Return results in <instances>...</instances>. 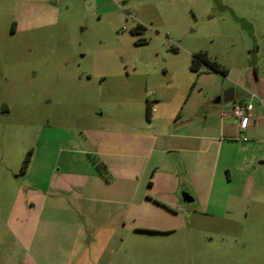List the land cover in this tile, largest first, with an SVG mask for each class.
Here are the masks:
<instances>
[{
	"label": "rangeland",
	"instance_id": "rangeland-1",
	"mask_svg": "<svg viewBox=\"0 0 264 264\" xmlns=\"http://www.w3.org/2000/svg\"><path fill=\"white\" fill-rule=\"evenodd\" d=\"M140 23L145 28L134 34ZM201 50L229 73L193 71ZM259 80L264 0H0L1 217L25 186V156L44 141L67 143L69 130L92 116L100 125L146 116L153 84L180 97L195 84L192 100L213 102L235 87L233 101L214 104L230 111L241 98L259 104L245 94L259 96ZM197 218L193 227L119 242V264L264 262V249L260 255L246 243L264 242V228L255 234L244 216L237 226Z\"/></svg>",
	"mask_w": 264,
	"mask_h": 264
},
{
	"label": "crops",
	"instance_id": "crops-1",
	"mask_svg": "<svg viewBox=\"0 0 264 264\" xmlns=\"http://www.w3.org/2000/svg\"><path fill=\"white\" fill-rule=\"evenodd\" d=\"M195 87L180 97L153 84L150 116H92L67 143L44 141L6 220L0 210V264H119V242L193 227L198 214L261 231L264 82L245 127L208 95L192 100ZM246 243L262 254V239Z\"/></svg>",
	"mask_w": 264,
	"mask_h": 264
},
{
	"label": "trees",
	"instance_id": "trees-1",
	"mask_svg": "<svg viewBox=\"0 0 264 264\" xmlns=\"http://www.w3.org/2000/svg\"><path fill=\"white\" fill-rule=\"evenodd\" d=\"M145 26L143 24H138L136 25L132 32L135 33H140L143 31ZM191 69L195 71L198 75L201 74L203 71H217L220 72L224 75H227L229 73V69L226 68L225 66L221 65L218 61L211 59L206 51H198L193 53L192 55V63H191ZM195 84L192 85L191 90L194 88ZM152 111V106L151 102L148 100L147 101V115L150 116ZM34 150L31 149L27 155L25 156L21 170L23 173H25L29 167V164L31 162V158L33 155ZM95 162L97 163L98 168L100 171L108 177V169L106 164L99 160L98 158L95 159Z\"/></svg>",
	"mask_w": 264,
	"mask_h": 264
},
{
	"label": "built area",
	"instance_id": "built-area-1",
	"mask_svg": "<svg viewBox=\"0 0 264 264\" xmlns=\"http://www.w3.org/2000/svg\"><path fill=\"white\" fill-rule=\"evenodd\" d=\"M153 94V92H151ZM246 95H250L252 98L257 97L255 93H252L248 90H245ZM255 105L252 101L247 100L246 98L240 99L232 109V115L236 117L242 126H247L252 117Z\"/></svg>",
	"mask_w": 264,
	"mask_h": 264
},
{
	"label": "water",
	"instance_id": "water-1",
	"mask_svg": "<svg viewBox=\"0 0 264 264\" xmlns=\"http://www.w3.org/2000/svg\"><path fill=\"white\" fill-rule=\"evenodd\" d=\"M235 99V87H231L229 90H227L223 95H219L215 99V103H221L222 101L230 102ZM186 201H192L193 198H189L186 196L185 198Z\"/></svg>",
	"mask_w": 264,
	"mask_h": 264
}]
</instances>
